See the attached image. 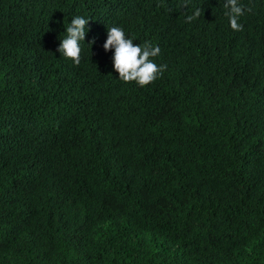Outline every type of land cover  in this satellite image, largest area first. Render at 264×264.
I'll list each match as a JSON object with an SVG mask.
<instances>
[{"label":"trees","instance_id":"1","mask_svg":"<svg viewBox=\"0 0 264 264\" xmlns=\"http://www.w3.org/2000/svg\"><path fill=\"white\" fill-rule=\"evenodd\" d=\"M224 3L0 0V264H264V0ZM112 27L163 75L122 82Z\"/></svg>","mask_w":264,"mask_h":264},{"label":"clouds","instance_id":"2","mask_svg":"<svg viewBox=\"0 0 264 264\" xmlns=\"http://www.w3.org/2000/svg\"><path fill=\"white\" fill-rule=\"evenodd\" d=\"M187 7V2L183 5ZM225 15L228 17L230 26L234 31H241L242 25L238 22L244 15L245 10L251 11V8L245 9L244 5L238 3V0H225ZM201 15V9L197 8L193 15L186 17V22H191ZM89 20L81 16L72 18L71 23L66 28V36L61 39L57 51L66 59H70L75 65H79L80 59V41H84L85 34L89 30L86 26ZM95 44V39L89 42V46ZM107 52L114 49L112 56L113 68L119 74V79L125 83L135 82L139 87H145L154 82L159 76L163 75L166 65L158 66L151 58L160 53L159 47H153L149 42L143 46L134 45L131 38H126L123 29L119 27L108 28L107 39L103 44Z\"/></svg>","mask_w":264,"mask_h":264}]
</instances>
